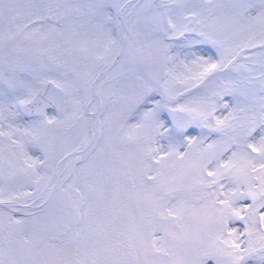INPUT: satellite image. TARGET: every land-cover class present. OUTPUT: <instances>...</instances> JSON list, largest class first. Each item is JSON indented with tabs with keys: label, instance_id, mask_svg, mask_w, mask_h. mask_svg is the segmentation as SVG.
Returning <instances> with one entry per match:
<instances>
[{
	"label": "snow or ice",
	"instance_id": "1",
	"mask_svg": "<svg viewBox=\"0 0 264 264\" xmlns=\"http://www.w3.org/2000/svg\"><path fill=\"white\" fill-rule=\"evenodd\" d=\"M0 264H264V0H0Z\"/></svg>",
	"mask_w": 264,
	"mask_h": 264
}]
</instances>
